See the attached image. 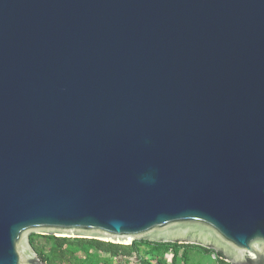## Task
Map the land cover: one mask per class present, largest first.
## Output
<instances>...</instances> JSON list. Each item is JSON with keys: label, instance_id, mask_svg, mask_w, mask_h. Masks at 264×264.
I'll return each mask as SVG.
<instances>
[{"label": "water", "instance_id": "obj_1", "mask_svg": "<svg viewBox=\"0 0 264 264\" xmlns=\"http://www.w3.org/2000/svg\"><path fill=\"white\" fill-rule=\"evenodd\" d=\"M32 234L264 264V0H0V264Z\"/></svg>", "mask_w": 264, "mask_h": 264}, {"label": "trees", "instance_id": "obj_2", "mask_svg": "<svg viewBox=\"0 0 264 264\" xmlns=\"http://www.w3.org/2000/svg\"><path fill=\"white\" fill-rule=\"evenodd\" d=\"M30 242L44 264H112L114 259L132 258L140 264H229L215 251L192 244L135 241L131 245H120L38 234H32ZM201 256H207L209 262L199 261Z\"/></svg>", "mask_w": 264, "mask_h": 264}, {"label": "rangeland", "instance_id": "obj_3", "mask_svg": "<svg viewBox=\"0 0 264 264\" xmlns=\"http://www.w3.org/2000/svg\"><path fill=\"white\" fill-rule=\"evenodd\" d=\"M104 255V254H103ZM168 259L171 258L170 255L167 256ZM199 261L208 263L209 259L207 256H201L198 258ZM112 264H140L139 262L135 261L134 258L125 260V259H114Z\"/></svg>", "mask_w": 264, "mask_h": 264}, {"label": "built area", "instance_id": "obj_4", "mask_svg": "<svg viewBox=\"0 0 264 264\" xmlns=\"http://www.w3.org/2000/svg\"><path fill=\"white\" fill-rule=\"evenodd\" d=\"M213 257V256H212ZM214 258V257H213Z\"/></svg>", "mask_w": 264, "mask_h": 264}]
</instances>
